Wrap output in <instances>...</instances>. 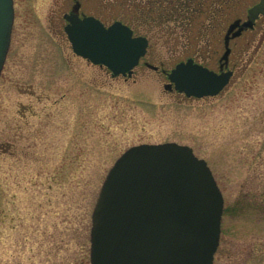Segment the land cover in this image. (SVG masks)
<instances>
[{"label":"rangeland","instance_id":"1","mask_svg":"<svg viewBox=\"0 0 264 264\" xmlns=\"http://www.w3.org/2000/svg\"><path fill=\"white\" fill-rule=\"evenodd\" d=\"M74 1L147 38L131 78L73 54L62 15ZM185 1L13 0L0 74V264H90V217L108 170L129 147L171 142L203 159L221 191L213 264H264V18L233 41L224 91L186 100L144 66L168 71L188 57L216 66L222 50H210L224 30L206 27L224 1ZM256 2L224 10L234 19ZM206 7V17L193 11Z\"/></svg>","mask_w":264,"mask_h":264},{"label":"water","instance_id":"2","mask_svg":"<svg viewBox=\"0 0 264 264\" xmlns=\"http://www.w3.org/2000/svg\"><path fill=\"white\" fill-rule=\"evenodd\" d=\"M248 20L234 21L228 41L264 17V0L247 11ZM64 32L74 54L104 65L113 76H131L145 54L147 41L132 37L119 22L105 27L94 17L65 15ZM13 0H0V73L10 43ZM148 68L155 70L151 65ZM230 71L215 73L189 59L167 75L165 91L187 98L218 95ZM223 199L213 175L192 149L176 143L141 144L127 149L113 164L100 187L91 213L90 264H212L220 234Z\"/></svg>","mask_w":264,"mask_h":264},{"label":"flooded vegetation","instance_id":"3","mask_svg":"<svg viewBox=\"0 0 264 264\" xmlns=\"http://www.w3.org/2000/svg\"><path fill=\"white\" fill-rule=\"evenodd\" d=\"M163 1V0H162ZM196 0H186L185 2L186 3H188L187 4V8H189V3H192V4H194V2H195ZM224 2H223V7H219V6H217L216 7V9L217 10H214V9H211V13H212V15H211V17H210V19H209V25L206 27V28H211V30H214V32L216 33V34H218L219 36L222 34V30L223 29H225V24L231 19V16L229 15V14H227L226 13V11L228 12V9H229V7L231 6V4H232V2H234L235 0H223ZM232 1V2H231ZM237 1H239V0H236V2ZM197 3H198V1H197ZM220 3V2H219ZM199 4V3H198ZM201 7V6H200ZM208 7V6H207ZM207 7H206V9L205 10H199V9H194L193 8V11L194 12H196L197 13V15H199V14H201L202 12L204 13V15H205V17H206V11H208L207 10ZM226 11H225V10ZM185 11H187V10H185ZM189 14H191V11H187ZM70 13H75L76 15H78L79 17H84V16H87V15H90V14H84V13H82L81 12V3L80 2H78V1H74V4H72L68 9H67V11L66 12H64L63 13V15H62V20H63V16L64 15H66V14H70ZM225 15H227V17H226V19H224L225 18ZM97 17V19H99L103 24H105V21L103 20V19H101V18H98V16H96ZM204 17V18H205ZM208 18V17H207ZM247 19V11L245 12V14H243V15H240V16H238V17H236V18H234V21H236V20H239V21H244V20H246ZM167 21H169V19H167ZM63 22H64V24H66L65 23V21L63 20ZM205 27L204 26H202L201 27V29H204ZM254 29V27L252 28V29H245V30H242L241 32H240V34L237 36V37H234V38H230L229 39V41H228V49H229V53H228V55H227V57H226V60H223L222 59V56H223V52L225 51V41H224V39H225V36H226V33H227V29H226V31L223 33V37H222V41L219 43V44H216V51L214 50V49H211L210 50V52L212 53V51L215 53L214 55H216L217 56V52H219L218 51V49H221L222 50V53H221V55H220V57H218V59L216 60V66H213V67H211V66H207V64H203L204 66H206L207 68H209V69H211V70H213V71H215V72H219L220 70H224V71H228V70H230V71H232V73L234 72L233 71V66H232V64H231V57H232V54L234 53L233 52V50H232V43H233V41L234 40H236L237 38H239L244 32H250V31H252ZM207 30V29H206ZM191 59H193L195 62H198V61H196L193 57L191 58ZM216 59V58H215ZM142 60V59H141ZM231 66V67H230ZM159 69H160V72L163 74L164 73V71H165V69H164V67L163 66H160V67H158ZM158 69V70H159ZM165 76V75H164ZM166 78V77H165ZM173 93V92H172ZM179 96H181V95H179Z\"/></svg>","mask_w":264,"mask_h":264}]
</instances>
